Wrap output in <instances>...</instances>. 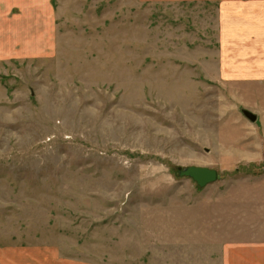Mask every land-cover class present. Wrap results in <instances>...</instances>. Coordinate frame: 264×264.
Segmentation results:
<instances>
[{"label": "rangeland", "instance_id": "rangeland-1", "mask_svg": "<svg viewBox=\"0 0 264 264\" xmlns=\"http://www.w3.org/2000/svg\"><path fill=\"white\" fill-rule=\"evenodd\" d=\"M206 1L53 0L49 55L0 58V264H215L213 204L264 178V80H218Z\"/></svg>", "mask_w": 264, "mask_h": 264}, {"label": "crops", "instance_id": "crops-1", "mask_svg": "<svg viewBox=\"0 0 264 264\" xmlns=\"http://www.w3.org/2000/svg\"><path fill=\"white\" fill-rule=\"evenodd\" d=\"M51 1L0 0V58L49 55L53 35L58 34ZM208 1L217 5L213 63L218 80L228 85L264 80V0ZM251 178L249 195L232 190L239 185L235 182L213 204L212 218L219 226L215 239L221 241L215 264H264V178ZM258 188L261 195H254Z\"/></svg>", "mask_w": 264, "mask_h": 264}, {"label": "water", "instance_id": "water-1", "mask_svg": "<svg viewBox=\"0 0 264 264\" xmlns=\"http://www.w3.org/2000/svg\"><path fill=\"white\" fill-rule=\"evenodd\" d=\"M242 113L250 121L256 120V115L250 111L242 110ZM178 175L191 178L197 186H205L217 179V171L200 166L177 167Z\"/></svg>", "mask_w": 264, "mask_h": 264}, {"label": "bare ground", "instance_id": "bare-ground-1", "mask_svg": "<svg viewBox=\"0 0 264 264\" xmlns=\"http://www.w3.org/2000/svg\"><path fill=\"white\" fill-rule=\"evenodd\" d=\"M216 181V180H215ZM213 183V182H212ZM210 184V183H209Z\"/></svg>", "mask_w": 264, "mask_h": 264}]
</instances>
